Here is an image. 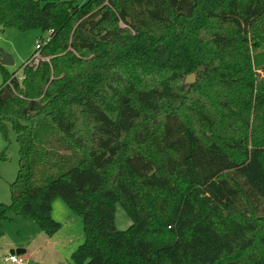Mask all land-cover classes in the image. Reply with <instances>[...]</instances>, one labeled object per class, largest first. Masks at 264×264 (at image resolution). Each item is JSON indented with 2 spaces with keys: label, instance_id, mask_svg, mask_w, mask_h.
I'll use <instances>...</instances> for the list:
<instances>
[{
  "label": "trees",
  "instance_id": "obj_1",
  "mask_svg": "<svg viewBox=\"0 0 264 264\" xmlns=\"http://www.w3.org/2000/svg\"><path fill=\"white\" fill-rule=\"evenodd\" d=\"M3 29L71 52L0 65V225L51 237L60 198L84 235L67 264H264V0H0Z\"/></svg>",
  "mask_w": 264,
  "mask_h": 264
},
{
  "label": "rangeland",
  "instance_id": "obj_2",
  "mask_svg": "<svg viewBox=\"0 0 264 264\" xmlns=\"http://www.w3.org/2000/svg\"><path fill=\"white\" fill-rule=\"evenodd\" d=\"M84 1L74 0L76 4H81ZM102 6L109 7L110 3L104 1ZM44 38H46V33L36 29L26 31L3 29L0 32V51L10 55L13 60V65L6 67V70L19 77L21 66H25L24 63L32 55L36 40ZM69 52L71 50L67 47L66 51L61 54L51 55L47 58L41 57V61L47 65L49 62L52 65V61L59 60ZM257 73L260 75L259 72ZM1 84L2 75L0 73V86ZM4 148L5 161L0 162V204L8 205L10 203L9 185L15 179L18 168V145L15 135L10 130L8 143L0 135V150ZM7 216L9 219L3 220L0 225V264H14L7 261L9 256L21 258L23 264H67L71 262V253L83 242L82 218L70 211L60 198H54L51 202L50 216L53 221L59 224V229L51 237L45 236L31 222L11 216V214ZM130 225L129 218L116 204L113 218L114 229L124 231ZM18 250H22L23 253H18Z\"/></svg>",
  "mask_w": 264,
  "mask_h": 264
},
{
  "label": "built area",
  "instance_id": "obj_3",
  "mask_svg": "<svg viewBox=\"0 0 264 264\" xmlns=\"http://www.w3.org/2000/svg\"><path fill=\"white\" fill-rule=\"evenodd\" d=\"M47 40H48L47 34H46V38L36 40V42L34 44V51H33L32 55L30 56V58L24 63L25 66L31 67V66L36 65L39 60L41 61L42 58L40 55V49L47 42ZM17 79L19 80L20 77H17ZM6 85L11 88V86L8 82L6 83ZM7 261H9L10 263H14V264H23V260L19 257H15V256H9L7 258Z\"/></svg>",
  "mask_w": 264,
  "mask_h": 264
},
{
  "label": "water",
  "instance_id": "obj_4",
  "mask_svg": "<svg viewBox=\"0 0 264 264\" xmlns=\"http://www.w3.org/2000/svg\"><path fill=\"white\" fill-rule=\"evenodd\" d=\"M0 65L2 67H11L13 65V60L12 57L8 54L3 53L2 51H0ZM194 82V74H188L183 78L182 84L183 86H187V85H191ZM9 94L7 93V91L3 92L2 98H6L8 97Z\"/></svg>",
  "mask_w": 264,
  "mask_h": 264
},
{
  "label": "crops",
  "instance_id": "obj_5",
  "mask_svg": "<svg viewBox=\"0 0 264 264\" xmlns=\"http://www.w3.org/2000/svg\"><path fill=\"white\" fill-rule=\"evenodd\" d=\"M17 252H18V253H23V251H22V250H18Z\"/></svg>",
  "mask_w": 264,
  "mask_h": 264
}]
</instances>
